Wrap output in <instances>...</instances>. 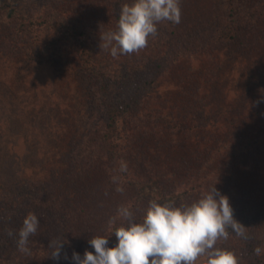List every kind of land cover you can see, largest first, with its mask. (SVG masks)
Returning a JSON list of instances; mask_svg holds the SVG:
<instances>
[{"label": "rangeland", "instance_id": "rangeland-1", "mask_svg": "<svg viewBox=\"0 0 264 264\" xmlns=\"http://www.w3.org/2000/svg\"><path fill=\"white\" fill-rule=\"evenodd\" d=\"M235 1L240 10L239 19L234 15L232 21L234 38L212 45L214 59L207 66L195 61L204 64L199 70L175 63L166 79L151 90L149 105L166 117L150 122L159 135L153 133L135 143L125 161L127 172L133 170L132 177L138 175L148 182L142 195L136 186L113 185L110 164L85 146L90 127L102 117L96 80L83 68L77 43L58 47L64 40L62 31L83 29L87 43L97 50L94 45L101 44V34L95 35L92 29L116 31L121 6L132 0H0V190L9 193L2 209L13 211L17 222L19 214L24 219L30 213L40 218L28 246L41 253L42 263L57 264L45 252L60 231L57 218L65 219V210L75 203L85 208L80 229L75 230L88 240L76 248L65 243L69 246L62 250L59 264H71L73 251L81 255L94 251L88 243L93 236H109L113 224L125 223L118 216L120 207L132 208L135 219L141 220L151 200L163 202L159 196L165 189L184 182L195 167L186 161L214 160L220 148L224 156L227 151L233 154L227 169H221L218 162L205 164L219 170L211 173V181L206 179L207 191L176 204L195 201L217 184L229 196L247 234L257 237L264 248V0ZM226 3L181 0L180 28L198 24L203 30L218 32ZM151 39L158 42L157 36ZM143 57L133 53L114 58L110 50H104L98 62L111 73L117 72L122 96L139 88L138 77L150 66ZM181 120L220 128L209 135L213 139L208 153L196 142L170 147L177 134L173 129L180 131ZM122 141L127 143V138ZM179 161L181 166H176ZM171 172L176 177L164 181V175ZM114 217L116 222L110 223ZM21 226L16 223L12 231L19 232ZM229 232V239L219 240L216 246L233 250L240 264H250L242 237ZM17 239L18 235L12 242L11 258L27 257L29 253L18 250ZM261 256L264 264V253ZM0 262L5 264L3 259ZM199 264L206 262L201 258Z\"/></svg>", "mask_w": 264, "mask_h": 264}, {"label": "trees", "instance_id": "trees-1", "mask_svg": "<svg viewBox=\"0 0 264 264\" xmlns=\"http://www.w3.org/2000/svg\"><path fill=\"white\" fill-rule=\"evenodd\" d=\"M226 12L221 18L222 24L219 26V30H203L198 24L192 26L191 24L186 27H181L180 24H173L168 21H164L158 25V42L148 43L147 47L141 49L138 53L140 56H144L143 60H147L150 66L146 68L141 76L138 77L139 88L133 94L132 92H125L124 95L120 96L118 90L119 77L117 72L113 70H107L102 67L99 62V56L103 55L104 50L100 47V41L96 42L94 49L93 46L86 41V31L83 29H65L62 31L64 35V40H61V44L58 45L59 48L66 47L69 43H77L80 46L79 57L83 68L92 75L96 80L97 95L101 108V119L98 123L92 125L86 136L85 146L89 149H93L94 153L99 152L100 155L104 156L107 163L110 164L112 183L113 185L120 187L122 185L130 184L132 186L138 187L139 194L146 189L147 183L143 179L136 175L137 177H132L133 174L130 172H121L120 166L121 162L126 161V156L135 147L134 144L142 140L147 135L159 133L150 124L152 120H157L166 117L165 112L156 111L158 109L154 106H150L152 93L151 90L161 84L163 80L166 79L171 71V68L176 63H181V68L188 66H196L195 69H201L209 64L210 61L214 59V52L209 49L212 45L219 44L225 40H231L235 36V29L232 26V21H235L234 15L237 17V11L239 9V3L235 0H227L225 4ZM240 10V9H239ZM14 13H10L9 16H13ZM120 13L117 14L119 18ZM239 18L237 17V20ZM25 23V21H23ZM190 28H187L189 27ZM228 26V27H226ZM187 28V29H186ZM108 31V30H107ZM106 31V32H107ZM92 33L95 35H100L103 33L98 28H93ZM170 45H173L171 48ZM209 49V51L205 50ZM103 59V58H102ZM109 60V59H108ZM203 61L204 64H197ZM106 65V64H105ZM131 82V81H130ZM118 83V84H117ZM200 86V84H198ZM261 113V112H259ZM125 123H121L122 120ZM127 119V121H126ZM179 120V117H178ZM177 128V127H176ZM220 129V128H218ZM218 129H210L207 124L202 122H196L193 125L191 122L186 120H181V128L178 131L173 129L175 133L174 143L171 148L178 147L179 142L184 146L188 142H196L201 145V149L208 153L210 149L209 143L212 142L213 137L211 135L214 130L215 133ZM150 131V132H148ZM126 132V135L125 133ZM122 138H127V143L122 141ZM220 151L215 152V159L209 158V161L202 160L197 163L186 161L185 163L194 164L195 167L191 168L190 174L186 175L184 182L181 181V185L174 189H165L163 195L159 196L164 201L163 202H178L181 198H187V196L194 195L197 192L207 191L208 183L207 178L211 181L214 175L211 173L218 172V166L214 165V169L210 166H205V164H210L218 162L221 165V169H227L230 156L233 154L227 151L225 156L223 155L222 148ZM244 148H242L243 151ZM211 150V149H210ZM241 151V152H242ZM131 153V152H130ZM161 157V156H160ZM200 163V165H198ZM154 164L153 166H155ZM161 167H165L166 164L161 162ZM159 165V166H160ZM176 166H181V161H179ZM134 173V172H133ZM164 181H170L176 177V173L171 172L168 176L164 175ZM114 178H116L114 180ZM140 185V186H138ZM131 186V187H132ZM9 195L5 190H0V259H3L5 264H45L42 263L43 257H40L39 252L30 251L27 257H22L19 259L11 258V247L15 236H9V232L15 228L16 223L21 226L23 223V216L19 214L18 222L15 219V214L11 210L2 209L3 200ZM143 195V194H142ZM141 198H144L142 196ZM144 201V200H143ZM162 202V203H163ZM141 204V202H140ZM134 207V206H133ZM132 212L133 209H130ZM84 205L71 206L70 209L65 210L66 216L63 220L62 218H57L60 221V231L56 237V240L66 241L65 243H72L73 248L81 246L87 238L83 234L77 233L76 230L80 229L78 224L81 225L83 215H84ZM123 220V219H122ZM118 227L117 224H113L109 232V243L114 245L118 242L114 234L115 229ZM76 229V230H75ZM14 233H17L14 231ZM247 239H243L245 248L247 249V254L251 259L250 264H263V259L261 255H256L254 249L256 247H261L260 240L252 235H248ZM69 245H64L65 249ZM47 251L45 255L50 256L52 249L47 246ZM34 252V253H33ZM63 252V251H62ZM63 254V253H62ZM23 259V262L19 263V260ZM2 264V262H0Z\"/></svg>", "mask_w": 264, "mask_h": 264}, {"label": "clouds", "instance_id": "clouds-1", "mask_svg": "<svg viewBox=\"0 0 264 264\" xmlns=\"http://www.w3.org/2000/svg\"><path fill=\"white\" fill-rule=\"evenodd\" d=\"M164 21L181 23V0H132L121 6L118 29L100 33V47L110 50L114 58L138 53L147 47L150 37L158 34V25ZM127 170L128 164L121 162L120 171ZM216 185L190 203H162L153 199L139 221L130 208L120 207L118 216L125 223L114 231L118 242L109 246L111 236H93L88 243L94 251L86 250L83 255L73 251L71 264H199L201 258L206 264H240L233 250L216 245L221 239H229V229L247 239V226L235 217L229 196ZM115 222L114 217L110 223ZM39 225L40 218L30 213L18 234L9 232V236L18 235L16 244L20 252L30 253L29 239ZM65 242L50 240V257L57 264ZM254 252L259 256L264 248L258 246ZM63 258L69 259L67 255Z\"/></svg>", "mask_w": 264, "mask_h": 264}]
</instances>
